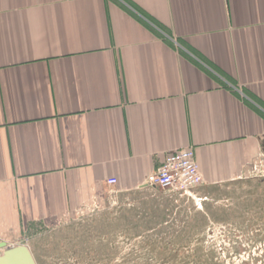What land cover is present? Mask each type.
Returning <instances> with one entry per match:
<instances>
[{
	"label": "crops",
	"instance_id": "1",
	"mask_svg": "<svg viewBox=\"0 0 264 264\" xmlns=\"http://www.w3.org/2000/svg\"><path fill=\"white\" fill-rule=\"evenodd\" d=\"M186 147L193 191L264 175V0H0V241Z\"/></svg>",
	"mask_w": 264,
	"mask_h": 264
},
{
	"label": "rangeland",
	"instance_id": "2",
	"mask_svg": "<svg viewBox=\"0 0 264 264\" xmlns=\"http://www.w3.org/2000/svg\"><path fill=\"white\" fill-rule=\"evenodd\" d=\"M37 264H264V175L202 186L112 190L75 214L34 224Z\"/></svg>",
	"mask_w": 264,
	"mask_h": 264
},
{
	"label": "built area",
	"instance_id": "3",
	"mask_svg": "<svg viewBox=\"0 0 264 264\" xmlns=\"http://www.w3.org/2000/svg\"><path fill=\"white\" fill-rule=\"evenodd\" d=\"M115 181L110 179L108 183L113 184ZM202 181L194 150L186 147L167 152L159 167L147 176L145 184L175 192L179 197H189Z\"/></svg>",
	"mask_w": 264,
	"mask_h": 264
},
{
	"label": "water",
	"instance_id": "4",
	"mask_svg": "<svg viewBox=\"0 0 264 264\" xmlns=\"http://www.w3.org/2000/svg\"><path fill=\"white\" fill-rule=\"evenodd\" d=\"M0 264H37L31 250L25 244L8 246L0 241Z\"/></svg>",
	"mask_w": 264,
	"mask_h": 264
}]
</instances>
